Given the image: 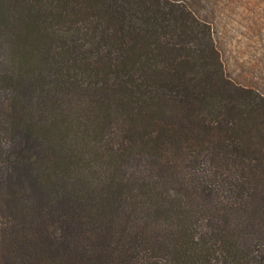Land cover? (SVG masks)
Wrapping results in <instances>:
<instances>
[{
  "label": "trees",
  "instance_id": "1",
  "mask_svg": "<svg viewBox=\"0 0 264 264\" xmlns=\"http://www.w3.org/2000/svg\"><path fill=\"white\" fill-rule=\"evenodd\" d=\"M203 1L0 0V264H264V92Z\"/></svg>",
  "mask_w": 264,
  "mask_h": 264
},
{
  "label": "rangeland",
  "instance_id": "2",
  "mask_svg": "<svg viewBox=\"0 0 264 264\" xmlns=\"http://www.w3.org/2000/svg\"><path fill=\"white\" fill-rule=\"evenodd\" d=\"M227 74L264 92V0H205Z\"/></svg>",
  "mask_w": 264,
  "mask_h": 264
}]
</instances>
